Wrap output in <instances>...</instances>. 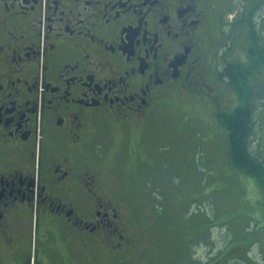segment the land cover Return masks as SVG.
Returning a JSON list of instances; mask_svg holds the SVG:
<instances>
[{"label": "flooded vegetation", "instance_id": "af4514ba", "mask_svg": "<svg viewBox=\"0 0 264 264\" xmlns=\"http://www.w3.org/2000/svg\"><path fill=\"white\" fill-rule=\"evenodd\" d=\"M233 1L0 0V264L133 262L109 144L166 102L223 106Z\"/></svg>", "mask_w": 264, "mask_h": 264}, {"label": "rangeland", "instance_id": "374dc122", "mask_svg": "<svg viewBox=\"0 0 264 264\" xmlns=\"http://www.w3.org/2000/svg\"><path fill=\"white\" fill-rule=\"evenodd\" d=\"M250 3L234 0L221 15L235 58L246 53L251 29L239 21L249 19ZM253 20L264 37V0ZM234 104L229 95L225 107ZM152 115L134 142L109 144L120 155L108 175L110 195L127 204L123 213L138 240L133 262L115 264H217L233 246L249 252L229 264H264V190L229 168L226 148L215 140L221 135L213 112L186 99L161 104ZM259 124L251 146L264 160V107ZM132 147L144 157L135 156Z\"/></svg>", "mask_w": 264, "mask_h": 264}, {"label": "trees", "instance_id": "16d2710c", "mask_svg": "<svg viewBox=\"0 0 264 264\" xmlns=\"http://www.w3.org/2000/svg\"><path fill=\"white\" fill-rule=\"evenodd\" d=\"M252 1L253 4H249L251 14L249 19L239 21L243 27L248 24L251 29L247 38L246 53L244 52V57L235 58L234 56L230 60L225 57L226 62L220 73L225 82L224 89L235 98L236 104L233 105V108L227 109L225 107L226 99L223 106L209 105L204 98H201V101L192 100L196 103L206 104L213 112L212 117L216 121L218 132L221 135L215 140L225 146L227 153L225 160L228 162L229 168H234L253 178L261 191L264 190V160L256 155L257 152L252 149L251 143L256 137L260 125L259 116L264 107V37L259 36L253 25L254 12L261 6L263 0ZM260 78L263 83L259 82ZM253 238L252 236L248 238L249 243H253ZM229 249L215 263L229 264L241 255L248 256L249 251H241L240 248L234 246L232 250Z\"/></svg>", "mask_w": 264, "mask_h": 264}]
</instances>
